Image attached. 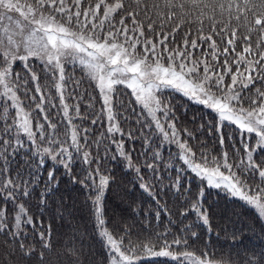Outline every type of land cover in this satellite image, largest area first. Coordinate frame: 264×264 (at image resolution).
Here are the masks:
<instances>
[{
	"label": "snow or ice",
	"instance_id": "6c2138e0",
	"mask_svg": "<svg viewBox=\"0 0 264 264\" xmlns=\"http://www.w3.org/2000/svg\"><path fill=\"white\" fill-rule=\"evenodd\" d=\"M0 264H264V0H0Z\"/></svg>",
	"mask_w": 264,
	"mask_h": 264
},
{
	"label": "trees",
	"instance_id": "16d2710c",
	"mask_svg": "<svg viewBox=\"0 0 264 264\" xmlns=\"http://www.w3.org/2000/svg\"><path fill=\"white\" fill-rule=\"evenodd\" d=\"M254 243L258 242V241H253Z\"/></svg>",
	"mask_w": 264,
	"mask_h": 264
}]
</instances>
